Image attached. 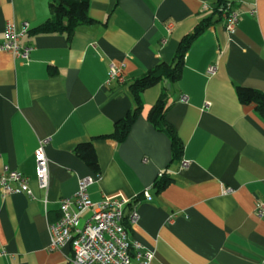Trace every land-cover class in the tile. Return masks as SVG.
I'll return each mask as SVG.
<instances>
[{"label": "crops", "instance_id": "1", "mask_svg": "<svg viewBox=\"0 0 264 264\" xmlns=\"http://www.w3.org/2000/svg\"><path fill=\"white\" fill-rule=\"evenodd\" d=\"M229 1L238 12L231 32L224 13L213 11L216 0H88L90 20L67 38L29 32L51 17L49 0H0V43L7 22L16 29L27 23L19 44L30 48L28 59L0 50V172L22 173L31 192L0 193V264H66L70 247L50 249L48 226L60 199L85 177L93 180L87 191L94 203L139 198L137 221L124 225L131 241L153 253L150 264H261L264 213L255 209L264 200V117L239 101L236 88L264 93V0ZM206 18L178 80L141 92L124 141L106 137L135 107L132 82L171 63L181 38ZM110 64L120 80L108 79ZM163 89L165 121L182 146L176 159L170 137L147 120ZM41 141L47 191L34 172ZM85 142L93 144L97 172L75 153ZM163 171L171 181L156 191Z\"/></svg>", "mask_w": 264, "mask_h": 264}, {"label": "built area", "instance_id": "2", "mask_svg": "<svg viewBox=\"0 0 264 264\" xmlns=\"http://www.w3.org/2000/svg\"><path fill=\"white\" fill-rule=\"evenodd\" d=\"M223 13L224 28L231 32L235 28L238 12L231 3H227ZM28 30L27 23H23L20 29H16L13 23L7 22L0 50L28 59L30 48L21 47L19 44L20 38ZM213 70V67L209 66L208 71L213 72ZM108 79H121L117 65H109ZM181 99L185 100V97L182 96ZM45 142H39L33 152V159L37 185L40 189L47 191L49 178L48 159L44 151ZM187 165L188 161L181 159L180 167L185 168ZM161 174L162 172H159L157 176ZM92 182L90 177L79 180L75 194L60 199L59 217L48 226L50 249H59L68 245L71 254L66 264H150L153 253L145 251L141 245L131 241L124 225L125 222L132 225L137 221L136 205L140 201L139 198L104 197L94 203L89 199L87 191V187ZM14 192L31 195L28 178L5 166L0 172V193L3 196ZM142 197L144 200H151L147 190L142 193ZM87 210H91V214L80 226L81 217ZM255 212L259 216L264 213V200L257 203ZM261 264H264V260Z\"/></svg>", "mask_w": 264, "mask_h": 264}, {"label": "trees", "instance_id": "3", "mask_svg": "<svg viewBox=\"0 0 264 264\" xmlns=\"http://www.w3.org/2000/svg\"><path fill=\"white\" fill-rule=\"evenodd\" d=\"M229 0H216L213 11L221 14L226 8ZM232 5V3H231ZM51 17L30 29L32 34L65 33L70 38L76 27L85 21H89L87 15L88 0H49ZM209 18L200 21L190 33L185 34L179 41L174 59L171 63L160 62L149 69L144 75L135 79L130 85V91L135 102V107L124 117L114 123L113 132L106 137L117 142H122L128 135L131 125L135 121L141 107V92L161 81L171 85L178 80L183 65V57L193 41L201 35L209 26ZM167 90L163 89L156 102L150 107L147 113V120L158 130L166 133L171 139V150L173 159L180 158L182 146L177 139L173 128L165 121V111L168 106ZM237 97L241 103H253L257 113L264 117V93L249 87L238 86ZM75 153L93 171H98L93 144L91 142L80 143L75 147ZM171 179L166 172L157 176L154 181L156 191L164 189ZM127 224V223H126Z\"/></svg>", "mask_w": 264, "mask_h": 264}, {"label": "water", "instance_id": "4", "mask_svg": "<svg viewBox=\"0 0 264 264\" xmlns=\"http://www.w3.org/2000/svg\"><path fill=\"white\" fill-rule=\"evenodd\" d=\"M170 88V86L169 85H167V89H169Z\"/></svg>", "mask_w": 264, "mask_h": 264}, {"label": "rangeland", "instance_id": "5", "mask_svg": "<svg viewBox=\"0 0 264 264\" xmlns=\"http://www.w3.org/2000/svg\"><path fill=\"white\" fill-rule=\"evenodd\" d=\"M81 224H83V221H81ZM80 226H82V225H80Z\"/></svg>", "mask_w": 264, "mask_h": 264}]
</instances>
